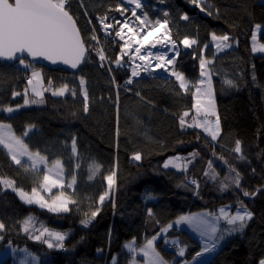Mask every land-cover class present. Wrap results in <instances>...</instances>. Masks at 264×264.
Wrapping results in <instances>:
<instances>
[{
    "label": "trees",
    "instance_id": "obj_1",
    "mask_svg": "<svg viewBox=\"0 0 264 264\" xmlns=\"http://www.w3.org/2000/svg\"><path fill=\"white\" fill-rule=\"evenodd\" d=\"M120 2L82 0L81 6V0H69V10L80 26L88 57L77 72L48 68L30 61L33 68L43 69L48 89L43 94V103L23 105L13 114L3 111L5 107L24 104V90L28 87L31 69L19 62H0V123H11L18 136L34 125L25 138L29 148L39 150L50 163L62 160L66 183L76 175L73 188L66 189V195H71L76 204L70 205L67 213H50L37 205H26L15 192L2 190L0 185V221L6 225V230L0 232L3 237L0 249L10 245L18 248L15 255L7 256L0 264H21L25 256L30 260L31 256L39 257V264H113V258L117 264H129L132 256L125 244L135 240L138 247L142 246L170 223L173 227L158 243L161 252L177 264H195L192 257L202 250L204 237L201 240L192 227L175 225L174 221L181 215L195 212L219 213L225 206H231L228 211L234 213L241 203L253 212V218L243 232L226 236L219 249L202 256L199 264H258L264 257V53L252 51V34L257 24H264V1L206 0L205 3V0H198V7L192 0H164L163 3L146 0L141 11L155 21L163 19V12L176 3L201 21L221 26L238 38V57L210 65L222 129L216 141L204 138L199 128H181L179 118L183 111L170 112L163 105L119 85L121 80L113 75L112 61L121 56L122 43H111L109 63L105 67L99 65V58L93 51L95 42L90 37L95 28V33L106 38L108 43L97 17L107 13L108 23L113 22L111 17L121 20L114 10ZM201 7L205 11H201ZM260 39L264 42V28ZM81 77L86 82L84 86L89 97L87 113L83 111ZM226 81H232V85ZM65 83L77 94L53 96V89ZM14 91L21 94L14 97ZM27 98L40 99L29 88ZM73 137L78 149L75 158L71 153ZM237 139L241 141L244 160H239V154L232 151ZM136 152L141 153L139 161L132 159ZM180 153H197L187 170L163 167L170 155ZM209 160L213 161L219 180L229 175L230 166L239 171L241 187L237 189L233 184L226 191H220L218 181H210L204 175ZM77 163L80 164L78 169L75 168ZM93 163L101 167L95 177L89 179V167ZM112 170L116 171V184L101 205L98 198L107 189L104 177ZM44 171L41 167L39 173L25 172L0 146V178L13 179L17 187L31 192L33 187L39 189ZM192 180L197 181L199 188L191 183ZM257 189L260 191L255 196H243L244 191L252 193ZM97 207L100 208L98 215L84 227L81 220ZM30 214L50 229L67 233L64 249H49L21 230L20 222ZM220 226H225L223 220ZM165 238H174L178 243L165 248ZM180 247L185 248L183 257L178 255Z\"/></svg>",
    "mask_w": 264,
    "mask_h": 264
},
{
    "label": "snow or ice",
    "instance_id": "obj_2",
    "mask_svg": "<svg viewBox=\"0 0 264 264\" xmlns=\"http://www.w3.org/2000/svg\"><path fill=\"white\" fill-rule=\"evenodd\" d=\"M161 3L164 0H160ZM193 3L200 6L198 0H192ZM206 3V0H205ZM134 5L133 8L125 6ZM81 6H83L81 0ZM143 8L142 0H121L115 7V11L120 14L121 17L125 16V13L131 12L130 17H126L121 23V20L116 17H111L112 23L107 21L110 19L106 13L104 16L97 17V20L101 26V30L106 35H111L109 29H113L119 26L115 31V37L123 41L121 47V56L115 58L113 63L117 66H122V59L124 55H128L129 59L133 61L134 66L131 69V76L125 82L126 85L133 83L132 78L139 77L141 75L140 69L143 68L145 72H148L153 67L151 60L155 59L157 63L155 68L163 69L166 72H170L171 76H174L176 81L179 82V89H183L185 92L190 91V82L185 78L184 74L180 71H176L174 68L175 57L179 55V49L177 48L176 41L171 39V30L169 29V13L163 12V19H156L152 21L149 19L147 12H142L141 15L137 14L138 9ZM69 0H0V58L7 60L18 59L19 64L25 68L31 67L29 63L17 54L27 53L28 56L33 59L36 57H43L50 60L52 63L61 61L65 65H70L72 69H76L85 60L86 49L84 41L81 37L80 29L77 26V19L70 13ZM111 11V9H110ZM201 11H205L204 7H201ZM211 15V11L208 13ZM134 17L136 24L131 20ZM182 20H188L189 17L185 14L180 17ZM91 23V20H89ZM131 24V26H130ZM256 30L259 32L262 30V26L257 24ZM127 29V33L125 32ZM163 29V34L154 37V33H159ZM132 33V35H128ZM143 34V35H141ZM151 38V39H150ZM212 41L215 42L217 50H224L230 48L232 45L229 43L230 36L228 34L217 35L215 32L211 35ZM90 39L99 44V38L95 34V28H93V34ZM253 40V52L264 53V44L256 45V34H252ZM184 48H191L198 42L196 39H190L185 36L180 41ZM171 45L168 51L174 52V55L169 57L168 52L153 53L150 49L156 48L157 45L167 46ZM133 45H137L133 51ZM95 47V45L93 46ZM205 45L204 48H207ZM143 51V54H142ZM131 53V55H129ZM97 55L101 62L108 59L106 57L104 49H97ZM139 60L144 62L143 64H135V61ZM200 64V77L197 83L192 84L191 87L195 89L192 95L195 99L193 108L195 109L196 116L193 117V123H188L185 119L189 116V112L185 111L179 118V124L181 128L195 127L201 128L204 133L211 137L212 141H216L221 134V120L217 111L216 102L214 99V93L212 89V73L210 65L211 60H208L203 56L199 58ZM104 64L101 63V67ZM173 66V67H169ZM111 71V69H108ZM255 80V76H253ZM49 81V85H51ZM85 80L83 77L79 80V85L83 90L84 107L83 111L87 113L89 111L88 93L84 89ZM229 85H232V81H226ZM28 87L24 90L25 100L24 105L30 103L27 98L28 88H31L35 97L40 99H32L31 103H43V94L48 91L46 88H42L41 74L37 71H33L31 77L27 80ZM71 93L75 96L76 90L70 89L69 85L65 83L62 87L56 88L52 91L53 96H64L66 93ZM19 92H13L15 97L20 95ZM139 95V93H136ZM17 108L6 107L2 109L7 113H13L18 110ZM203 119H198V117ZM213 117L214 119H210ZM34 125L28 126L23 132L22 136H17L12 130V125L7 123H0V146L7 150V154L10 156L11 161L24 169L25 172L32 171L34 173L40 172V166L43 165L45 171L42 175V180L39 183V190L37 187H33L31 192H26L22 187H17L13 179L0 178V185L3 186L2 190L11 189L19 199L26 205H37L40 209H46L50 213H67L70 211V205L76 204V201L71 195H66V189L73 188L76 182V175L73 174L71 181L65 183L64 173L65 166L60 159H56L49 166L48 157L41 154L39 150L32 151L29 149L28 144L25 142V138L28 137ZM232 151L238 155L239 160L246 159L242 152L241 141L237 139ZM71 153L73 157H78V149L76 138L73 137L71 141ZM197 153L190 154L191 159L175 156L169 158L163 165L164 168L169 166L177 169L187 170L188 164L192 163ZM26 158V160L24 159ZM141 153L136 152L133 154L132 159L135 161L141 160ZM223 159V157H220ZM186 161V162H184ZM227 163V161H225ZM80 164L77 163L75 168H79ZM100 165L93 163L89 167V179H93L95 175L100 171ZM207 169L204 173L210 181L217 182L220 191H226L230 185H233L239 189L241 187V174L234 167H229V175L225 176L223 180H219L218 174L213 167V161L209 160ZM254 171V170H253ZM234 173V175H232ZM116 171L112 170L110 174L104 177L107 182L106 191L98 198V203L103 204L105 199L109 197L110 193L114 189L116 184ZM191 183L199 188V184L196 180H192ZM54 188L62 189L56 195H52L50 199H45L40 195V190L51 193ZM256 191L249 193L243 192V196H255ZM231 206L221 207L219 214L214 213H195L190 215H181L175 221V225L187 224L198 232L201 237H207L208 243H206L201 251L195 253L192 257V261L195 264H199V259L205 254H211L215 252L226 236L233 235L237 232H243L247 223L253 218V212L250 211L243 203H241L235 211V214L230 213L226 208ZM100 208L97 207L91 212L90 216L81 220V224L87 227L91 224L92 220L98 215ZM148 215L152 216L151 209L148 210ZM223 220L225 226H220V221ZM21 230L29 235L30 239L43 243L49 249H64V241L67 237V233L55 231L44 225L33 215H28L21 222ZM39 224V227H37ZM173 224L170 223L166 228H162L161 232H167L169 228H172ZM6 230V225L3 221H0V232ZM160 234L154 235L151 239H147L143 246H137L135 241L125 244V248L131 254L132 259L129 264H139L137 256L143 257V264H167L160 252L157 251L155 241ZM0 239H3L0 236ZM167 244L168 241L165 240ZM173 244L178 243L172 241ZM99 251V250H98ZM178 255L183 257L185 255V248L180 247L178 249ZM21 264H29L26 259L21 261ZM31 264H39V257L31 256ZM113 264H117L115 258H113ZM188 264V262H186ZM258 264H264V257L258 260Z\"/></svg>",
    "mask_w": 264,
    "mask_h": 264
},
{
    "label": "rangeland",
    "instance_id": "obj_3",
    "mask_svg": "<svg viewBox=\"0 0 264 264\" xmlns=\"http://www.w3.org/2000/svg\"><path fill=\"white\" fill-rule=\"evenodd\" d=\"M262 1H264V0H262ZM145 2H144V4H145ZM144 4H143V8L137 11L138 15L142 14L141 11L144 9ZM167 12L169 13V16H168L169 26L171 27V29L174 33V36L176 37V39L179 43V47H180L179 55L177 57H175L174 68L176 71L182 72L184 74L185 78L190 82V91L185 92L183 89H179V82L176 81L174 76H171L170 74H169V76H167L164 74L166 72L165 70L155 69L153 67L150 68L148 72H145L143 70V68H141L140 69V72H141L140 78H139V80H135L136 82L133 84L132 87H130V90L135 92V93L138 92L140 96H142L148 100H151L157 104H160L161 106L163 105L162 107H164L166 110H168L170 112L179 113L180 111H183V112L188 111L189 116L186 117L185 119L188 120L190 123H193V117L196 116V112L193 113V111H195V109L193 108V104L195 103V99L192 95V92H194L195 89L192 88L191 85L197 83L198 80L201 79V77H200V64H199V58L201 56V53L203 54V56L205 58H207L208 60H211L212 63H217V62L224 61V60L234 59V58L238 57V54L240 53L239 47H238V38L228 34L226 32V30L221 26H213V25H210L204 21H201L198 17L193 16V15L187 13L186 11H184L176 3H173ZM185 14L189 17L188 20H182L180 18L181 16H183ZM130 16H131V14L125 13V18L130 17ZM131 20L133 22H135L136 24L139 23L138 21H135L134 17H132ZM260 25L262 26V30H263L264 24H260ZM261 31L258 32L256 29L254 31V33L256 34V37H257V40L255 42L257 46L264 44V42L260 39ZM213 32H215L218 36L223 35V34H228L230 36L229 43H231L232 46L230 48H226L222 51L217 50L215 47V42H213L212 38H211V35ZM141 35H143V34H141ZM185 36L189 37L190 39H196L198 43L196 45H193L191 48H184L183 44L180 43V41L183 40V38ZM252 42H253V40H252ZM205 45H208V47L204 48ZM136 46L137 45H133V51H134V48ZM257 52L262 53L259 51H257ZM121 55H122V53H121ZM129 55H131V53H129ZM26 62L31 65L30 61L26 60ZM121 63H122V66H117L115 63L113 65V70H114L113 75L116 79H119V80L124 79L125 77L129 76L130 71H131L132 67L134 66L133 61L129 59L128 55L123 56ZM143 63L144 62L139 61V60L135 61V64H143ZM171 67H173V66H170V68ZM28 69H31V71H30L31 75H32L33 71H37L41 74L42 88H46L45 81H44V75H43V69L37 68V67L33 68L32 65H31V67H28ZM210 69H211V67H210ZM211 73H212V89H213V93H214V99L216 102V96H215V91H214V86H213L214 73H213L212 69H211ZM167 77H170V78H167ZM84 89H85V86H84ZM29 90L32 92L31 88H29ZM53 90H55V89H53ZM28 99L30 101L29 104H32L31 98H28ZM23 105L24 104L19 105L20 107L18 108L17 111H19ZM17 106H8V107L17 108ZM216 107H217V111H218L217 102H216ZM17 111H15V112H17ZM15 112H13V113H15ZM13 113H8V114H13ZM198 119H203V117L202 116L198 117ZM212 119H214V118H212ZM1 123L11 124L9 122H1ZM199 129L201 130V134L203 135L204 138L211 140V137H209L206 133H204L201 128H199ZM12 130L15 133L13 126H12ZM15 135H17V134L15 133ZM175 156H180L182 158L191 159L190 155H185V153H180V154L170 155L166 159V161L169 158H172ZM24 159L26 160V158H24ZM194 160L195 159H193V161ZM48 161H49V159H48ZM193 161H192V163L188 164L187 168H189L191 166V164H193ZM184 162H186V161H184ZM51 164L52 163L49 162V166H51ZM63 164H64V162H63ZM41 167H44V166L41 165L40 168ZM169 167H171V166H169ZM181 170H182V168H181ZM64 180L66 183V171L64 173ZM57 189H59V188H54L51 193L40 190V195L44 196L45 199H50V197L52 195L58 194ZM24 191H26V190H24ZM26 192H29V191H26ZM226 210L228 211L229 208H226ZM195 213H205L206 214V213H213V212H210V211L202 212L201 211V212H195ZM195 213H193V214H195ZM214 214H219V213L217 212ZM232 214H235V212ZM164 233H162V232L159 233L160 235L158 236V239L155 241L156 249H157V251L160 252L161 256H163V258L167 262V264H177L175 261L173 262V261H170V259H167L160 250L158 243H159V240L163 236ZM197 234L199 235V237L202 240V237L200 236V234L198 232H197ZM165 240L168 241L167 244L164 243L165 248H169V246L171 244H173L172 241H176V240H174V238L173 239L172 238H165ZM203 240H204L203 241L204 245L206 243H208L207 237H206V239L204 237ZM132 241H135V240H129L127 243L132 242ZM135 244H136V241H135ZM219 247L220 246H218L217 250L219 249ZM17 250H18V248L13 246V245H10L5 249H0V262H2L9 255H15ZM28 252L29 251H26V253H28ZM213 253H211V254H213ZM26 259L30 263L31 260L28 256L24 257V260H26ZM201 259L202 258H200L199 261ZM137 260L139 261V264H143V257L142 256H137Z\"/></svg>",
    "mask_w": 264,
    "mask_h": 264
},
{
    "label": "water",
    "instance_id": "obj_4",
    "mask_svg": "<svg viewBox=\"0 0 264 264\" xmlns=\"http://www.w3.org/2000/svg\"><path fill=\"white\" fill-rule=\"evenodd\" d=\"M77 26L80 29V26H79L78 22H77ZM80 33H81V37H82V39L84 41L85 47H86V49H88L87 48V45L85 43V39H84V36L82 34L81 29H80ZM88 53H89V51H86V53H85V60L80 65H78V67L76 69H72L70 67V65H65L61 61H57L56 63H52L50 60H47V59H45L43 57H36V58L33 59L32 57L28 56L27 53H24V54H19L18 53L17 55L18 56H21L22 55L24 59H28L29 61H31L32 63H34L36 65H42V66H45V67H48V68H53V69H65V70H68L70 72H77L84 65V63H85V61H86V59L88 57ZM0 62L6 63V64H15V63L19 62V60L18 59L7 60V59H4V58H0Z\"/></svg>",
    "mask_w": 264,
    "mask_h": 264
},
{
    "label": "built area",
    "instance_id": "obj_5",
    "mask_svg": "<svg viewBox=\"0 0 264 264\" xmlns=\"http://www.w3.org/2000/svg\"><path fill=\"white\" fill-rule=\"evenodd\" d=\"M145 1H146V0H142V3L144 4ZM125 5H127V4H125ZM127 7H128V8H133L134 5H127ZM138 10H140V9H138ZM138 10H137V11H138ZM122 23H123V21H122ZM130 26H131V24H130ZM125 32L127 33V29H125ZM109 33H111V35H106V34H105V36H107V38L109 39L108 43L106 42V38H103V37H102L101 35H99L97 32L95 33V34L98 36V38H99V44H97V43L94 41V42H95V47H94L93 51H94L95 55L98 57V55H97V49H99V48H103L106 57H108V59L105 60L104 62H101V61L99 60V65L101 66V63H103V64H104L103 67H105L106 64L109 63V58H110V57H109V46H110V44H111L112 42H115V41L123 42V41L119 40L118 37H115V34L112 33V29H109ZM128 35H132V33H128ZM98 58H99V57H98ZM164 74H165V73H164ZM169 74H170V72H167L165 75L169 76ZM130 76H131V75H130ZM130 76L127 77V78H125V79H123V80L119 83V85H121V86H125V82L130 78ZM138 78H139V77H134V78H132L133 83H134V81L137 80ZM167 78H170V77H167ZM133 83H132V84H133ZM132 84H130V85H126L125 87H130V86H132Z\"/></svg>",
    "mask_w": 264,
    "mask_h": 264
},
{
    "label": "bare ground",
    "instance_id": "obj_6",
    "mask_svg": "<svg viewBox=\"0 0 264 264\" xmlns=\"http://www.w3.org/2000/svg\"><path fill=\"white\" fill-rule=\"evenodd\" d=\"M168 27H169V29L171 30V39H173V40L176 41L177 48L179 49V52H180L179 43H178L176 37L174 36V33H173L171 27H170L169 25H168ZM163 31H164V30L161 29L159 33H154V37H155V36H158V35H162V34H163ZM150 39H151V38H150ZM170 48H171V45H170V44L167 45L166 47H165V46H162V45H157L156 48H151L150 50H151L153 53H157V52H168L169 57H171L172 55H174V52H172V51H168ZM142 54H143V51H142ZM176 57H177V56H176ZM156 63H157V61H156L155 59H152V60H151V64L153 65V68H155L154 65H155ZM155 69H159V68H155ZM166 73H167V72H165V74H166ZM130 75H131V71H130L129 76H130ZM139 77H140V76H139Z\"/></svg>",
    "mask_w": 264,
    "mask_h": 264
},
{
    "label": "clouds",
    "instance_id": "obj_7",
    "mask_svg": "<svg viewBox=\"0 0 264 264\" xmlns=\"http://www.w3.org/2000/svg\"><path fill=\"white\" fill-rule=\"evenodd\" d=\"M108 40H109V39H108ZM127 77H129V76H127ZM127 77H125V78H127ZM125 78H124V79H125ZM122 80H123V79H121V81H122ZM137 80H139V79H137ZM121 81H120V82H121ZM135 82H136V81H134V83H135ZM134 83H133V84H134ZM133 84H132V86H133ZM132 86H130V87H132ZM130 87H128V88H130Z\"/></svg>",
    "mask_w": 264,
    "mask_h": 264
},
{
    "label": "crops",
    "instance_id": "obj_8",
    "mask_svg": "<svg viewBox=\"0 0 264 264\" xmlns=\"http://www.w3.org/2000/svg\"><path fill=\"white\" fill-rule=\"evenodd\" d=\"M185 227H188L187 224H183Z\"/></svg>",
    "mask_w": 264,
    "mask_h": 264
},
{
    "label": "flooded vegetation",
    "instance_id": "obj_9",
    "mask_svg": "<svg viewBox=\"0 0 264 264\" xmlns=\"http://www.w3.org/2000/svg\"><path fill=\"white\" fill-rule=\"evenodd\" d=\"M131 14V13H130Z\"/></svg>",
    "mask_w": 264,
    "mask_h": 264
}]
</instances>
